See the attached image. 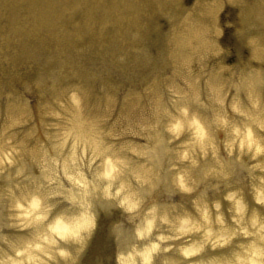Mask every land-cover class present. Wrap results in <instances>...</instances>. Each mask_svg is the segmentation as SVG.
<instances>
[{
    "label": "bare ground",
    "instance_id": "6f19581e",
    "mask_svg": "<svg viewBox=\"0 0 264 264\" xmlns=\"http://www.w3.org/2000/svg\"><path fill=\"white\" fill-rule=\"evenodd\" d=\"M0 115L67 186L0 169V264H264V0H0Z\"/></svg>",
    "mask_w": 264,
    "mask_h": 264
},
{
    "label": "rangeland",
    "instance_id": "374dc122",
    "mask_svg": "<svg viewBox=\"0 0 264 264\" xmlns=\"http://www.w3.org/2000/svg\"><path fill=\"white\" fill-rule=\"evenodd\" d=\"M99 88H102L103 89L104 87L103 86L102 87L99 86ZM112 91H116V90H113L112 89ZM165 92H168V91H165ZM113 94H114V92H113ZM210 95H211V93L209 91V98L211 99V96ZM110 97L111 98H108V97L104 96L99 101V103H98V107L101 110H103V112H104L103 118H105L107 120L114 119L117 116L116 115V112H115L116 109H117V104H116V99H115L116 96L115 95H112V96L110 95ZM207 98H208V95H207ZM59 99L60 100L58 101V103L56 105H55V103L57 101H55V98L54 97L51 98L50 101H49V103L53 106V109H54V114L53 115H55V116H57V114H58V116H59V114H61V115L63 114L62 111L58 107L63 108V106H64L63 104L66 103L65 102V98L61 97ZM66 100H67V98H66ZM145 100L149 104L147 106H145V109L144 110L146 112H148V119H150L149 117H151V114L149 116V113L152 112V111H154V109H156L159 106V104H157L156 101L154 99H152V98H151V102H150L149 101V98L147 96H146V99ZM26 109H27V116L26 117L30 119L31 118L30 115L32 113V110H31L32 108L30 106H28ZM64 109L65 110H63V111L68 112L66 110V108H64ZM155 113H156V111H155ZM0 123H1V115H0ZM9 128H11V127H9ZM146 128H147L146 124H142V122H139L138 120L137 121H134L131 126H130V124H127V123L126 124H123V122H121V124L120 123H117V125L114 126L113 131L111 133L107 132V135H108V137H112V138L115 137V138H117L119 136L121 137V135H119L120 132H122V134H123L124 132H128L131 129H136V130L139 129L140 131H143ZM111 129H112V127H110V130ZM32 136H33L32 132H30L27 135H25V137L23 138L24 139L23 140L24 141V144L25 143H28V145H29L30 139H31ZM72 138H74V137H72L70 135H65V136L60 135V141H59L60 143L58 142L57 144H59L58 146H62V145L66 146V142L65 141H67V140L70 141ZM145 143H146L145 140H140V144H145ZM81 144H83L81 141L75 140V144L72 146L73 154H75L77 152H79V154L77 153L76 160H74V158L70 157V160H68V163L70 162V164L64 168L66 171H70L74 167H76L75 162H77L78 160L83 161V158L86 156L87 153H89L88 152L89 149L88 150H82L81 149ZM148 144H149V146L147 147V150L152 149V143L149 142ZM38 147L41 150V152H42L43 155L42 154L41 155L39 154L38 156H36V158H35V156L31 152V145L28 146V148L25 149V150H21V149H18V148L17 149H13V151L9 155L0 157V169H1V172L4 173L5 171H7V169H8L9 166L10 167L13 166V164L15 163V160L17 158L23 159V157H24L30 163L32 162L33 165L38 169V171H51V173L49 174V176L47 175L48 177L44 178V180H50V184H52L53 188H62V186L64 184L63 183H55V179L54 178H57L58 179L60 173L63 171V165H62L63 158L62 157L61 158H58V157L52 158L51 159V161H52V168H48L47 166H43L44 165L43 162L46 160L45 159V156H47L49 150L46 151V149H45V147H44L43 144L38 145ZM134 148L135 149H132L131 151H133V152L137 151L138 152V151H141L142 150V149H140V150L136 149V148H138V146H136ZM83 151H84V153H83ZM81 152L83 154H81ZM78 156H79V158H78ZM35 161H36V163H35ZM74 170H77L79 172L80 171H82V172L85 171V170H82V169H80V170L79 169H74ZM18 174H17V172H12V175L11 176H13L14 179L11 180L9 183L4 184V186L5 187H11L14 184L16 185L17 182H18V180H19V178L17 177ZM26 174H28L27 180L30 179V182H34V179L35 178H34V176H32L31 171L30 172L27 171ZM105 177H112V176L106 174ZM70 178L71 179H74V172L70 174ZM1 183H4V182H1ZM64 187H67V186L64 185Z\"/></svg>",
    "mask_w": 264,
    "mask_h": 264
},
{
    "label": "clouds",
    "instance_id": "9594fccd",
    "mask_svg": "<svg viewBox=\"0 0 264 264\" xmlns=\"http://www.w3.org/2000/svg\"><path fill=\"white\" fill-rule=\"evenodd\" d=\"M149 227H150V225H149Z\"/></svg>",
    "mask_w": 264,
    "mask_h": 264
}]
</instances>
